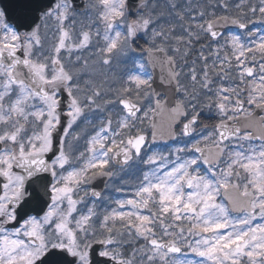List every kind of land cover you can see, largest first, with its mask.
Segmentation results:
<instances>
[{
    "label": "snow or ice",
    "instance_id": "obj_1",
    "mask_svg": "<svg viewBox=\"0 0 264 264\" xmlns=\"http://www.w3.org/2000/svg\"><path fill=\"white\" fill-rule=\"evenodd\" d=\"M257 23L264 0H0V264H264ZM133 169L131 198L96 190Z\"/></svg>",
    "mask_w": 264,
    "mask_h": 264
},
{
    "label": "rangeland",
    "instance_id": "obj_2",
    "mask_svg": "<svg viewBox=\"0 0 264 264\" xmlns=\"http://www.w3.org/2000/svg\"><path fill=\"white\" fill-rule=\"evenodd\" d=\"M255 27L256 28H259V29H261V30H264V24H260V23H257L256 25H255ZM146 45V47H147V44H145ZM135 48V47H134ZM142 52L143 51H140L139 49H136L135 48V52L133 53V56H135L136 58H145L144 57V55L142 54ZM203 115H204V117H206V118H208V119H210V117H211V115H213L212 113H209L207 110H205L204 111V113H203ZM207 124H209V121L207 120V119H205V120H203V123H200V125H201V129H203L204 131H207V130H210L212 127H210L209 125H207ZM205 126H207V128L205 129ZM175 146H177L176 145V143H174L172 146H169V147H162V148H160V149H157L156 147H154V146H151V148L152 149H155V150H166V149H168V148H174ZM132 172L134 171V169L133 170H131ZM126 180V179H125ZM129 181V180H128ZM105 196H111V197H115V198H125V197H127V198H131V196H132V189H131V187H130V185H129V187L126 189V191H124V192H121V193H117V192H115V191H113L112 190V188L110 187L109 188V190H108V192L106 193V195Z\"/></svg>",
    "mask_w": 264,
    "mask_h": 264
},
{
    "label": "water",
    "instance_id": "obj_3",
    "mask_svg": "<svg viewBox=\"0 0 264 264\" xmlns=\"http://www.w3.org/2000/svg\"><path fill=\"white\" fill-rule=\"evenodd\" d=\"M232 30H236V29L233 27ZM145 56H146V53H145ZM146 58H147V57H146ZM150 71H153V73H154V75H155V77H156V84H155L154 86L157 87V88L159 89V88L161 87L160 84H159L160 68H159V67H156L155 69H151V68H150ZM157 119H158L159 121H161V123H164V122L166 121L167 117H166V116H159V117H157ZM172 143H173V141H171V140H169V141H167V142L158 140V141L156 142V144H161V145H163V146H168V145H170V144H172ZM106 181H107V178H100V179H98V180L95 182V185H94L95 188H96V190H98V191H102L103 194H104V192H105V190H106V188H105V183H106Z\"/></svg>",
    "mask_w": 264,
    "mask_h": 264
},
{
    "label": "trees",
    "instance_id": "obj_4",
    "mask_svg": "<svg viewBox=\"0 0 264 264\" xmlns=\"http://www.w3.org/2000/svg\"><path fill=\"white\" fill-rule=\"evenodd\" d=\"M145 44H146L145 41L143 39H141L134 45V47L136 49H139L140 51H143L145 49V47H146ZM216 122H217L216 120L215 121L214 120H210L209 124H207V125L212 127ZM156 148L160 149L159 147H156ZM134 176H135V170L133 172L130 171L129 176L125 177L128 185H131V184L134 183Z\"/></svg>",
    "mask_w": 264,
    "mask_h": 264
},
{
    "label": "flooded vegetation",
    "instance_id": "obj_5",
    "mask_svg": "<svg viewBox=\"0 0 264 264\" xmlns=\"http://www.w3.org/2000/svg\"><path fill=\"white\" fill-rule=\"evenodd\" d=\"M203 115V114H202Z\"/></svg>",
    "mask_w": 264,
    "mask_h": 264
}]
</instances>
